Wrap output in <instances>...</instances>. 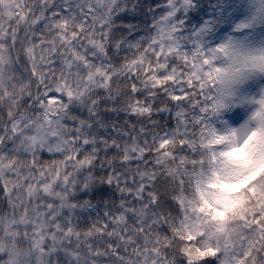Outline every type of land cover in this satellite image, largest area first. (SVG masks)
Instances as JSON below:
<instances>
[{"label": "snow or ice", "instance_id": "1", "mask_svg": "<svg viewBox=\"0 0 264 264\" xmlns=\"http://www.w3.org/2000/svg\"><path fill=\"white\" fill-rule=\"evenodd\" d=\"M0 264H264V0H0Z\"/></svg>", "mask_w": 264, "mask_h": 264}]
</instances>
